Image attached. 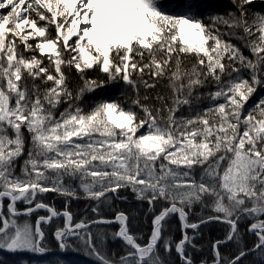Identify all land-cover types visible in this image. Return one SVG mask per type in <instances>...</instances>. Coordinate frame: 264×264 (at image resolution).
Listing matches in <instances>:
<instances>
[{
    "label": "snow or ice",
    "instance_id": "snow-or-ice-1",
    "mask_svg": "<svg viewBox=\"0 0 264 264\" xmlns=\"http://www.w3.org/2000/svg\"><path fill=\"white\" fill-rule=\"evenodd\" d=\"M227 5L0 0V252L264 264V0Z\"/></svg>",
    "mask_w": 264,
    "mask_h": 264
},
{
    "label": "trees",
    "instance_id": "trees-1",
    "mask_svg": "<svg viewBox=\"0 0 264 264\" xmlns=\"http://www.w3.org/2000/svg\"><path fill=\"white\" fill-rule=\"evenodd\" d=\"M180 2V0H164V3L166 5H173V4H178ZM204 2L206 4L209 5V7L211 9H216V10H220V11H223L225 7H227V0H204ZM257 7H260V5H257ZM209 9L208 8H205V9H202L201 11L202 12H206L208 11ZM247 54V52H246ZM47 62V61H45ZM93 73H89V75H92ZM73 75H75V73H73ZM119 88H115V89H112L111 91H105V92H102V93H98L96 95V98H100V96H115L119 93ZM88 99H92V97H89ZM254 102L251 101L250 103ZM62 110V109H61ZM17 171H19V169H17ZM129 197L131 199V196L129 194ZM45 199H46V202H49V203H52L53 201L55 202L56 206L58 208L62 207L63 206V198L62 197H58L56 196L55 193H48L46 194L45 196ZM87 203V201H84V200H79V201H73L72 202V209L73 210H80V209H83L85 204ZM19 207H24L23 204H19L18 205ZM138 205L136 204L135 201L132 202L131 205H128V204H120V207L122 208H129V207H132V208H135L137 207ZM145 207H147V205H145ZM41 215L44 214V212L41 210V212L39 213ZM36 216L34 215L32 217L33 221L35 220ZM146 225L143 223V221H140L139 224H138V227H134L133 228V231H137V230H143V229H146ZM222 232H223V229L219 226H212L211 228H209L207 231H206V234H205V237L201 240V243L202 244H205V248L203 251L201 252H195L193 255H194V259L196 260L197 264H199V261L200 259L202 258H205L207 257L209 260L211 259V252H210V248L208 247L207 245V241L209 239V237L211 238H216L217 236L219 235H222ZM180 235L179 233V226L177 224V228H176V231H175V236L178 238ZM48 240L51 244V246L55 249V241H54V238L51 236V234L49 233L48 234ZM112 247L114 248H119V243L115 244V245H112ZM57 252L56 250L53 251L52 253H55ZM74 257H78V256H81V258L83 259V261H76L75 258L73 259V261L71 262V264H90V261H91V258L90 257H87L86 255H83V254H76V253H71Z\"/></svg>",
    "mask_w": 264,
    "mask_h": 264
},
{
    "label": "rangeland",
    "instance_id": "rangeland-1",
    "mask_svg": "<svg viewBox=\"0 0 264 264\" xmlns=\"http://www.w3.org/2000/svg\"><path fill=\"white\" fill-rule=\"evenodd\" d=\"M6 11V10H0ZM55 253H49L48 257L44 259V264H55V260L61 255L58 250ZM64 259L69 262H72L75 258L76 261H83L81 256L77 258L74 257L71 253L63 254ZM0 259L6 261V264H25L27 261L28 264H37V260L39 258L34 257L31 253H18V254H11V253H3L0 252Z\"/></svg>",
    "mask_w": 264,
    "mask_h": 264
}]
</instances>
